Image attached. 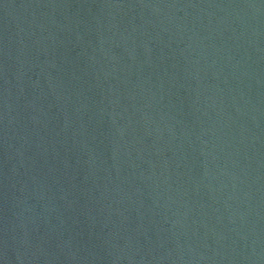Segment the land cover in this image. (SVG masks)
<instances>
[{
	"label": "water",
	"instance_id": "obj_1",
	"mask_svg": "<svg viewBox=\"0 0 264 264\" xmlns=\"http://www.w3.org/2000/svg\"><path fill=\"white\" fill-rule=\"evenodd\" d=\"M0 264H264V0H0Z\"/></svg>",
	"mask_w": 264,
	"mask_h": 264
}]
</instances>
